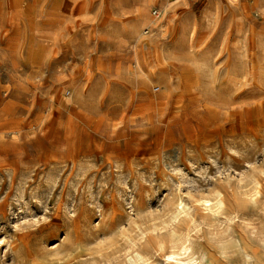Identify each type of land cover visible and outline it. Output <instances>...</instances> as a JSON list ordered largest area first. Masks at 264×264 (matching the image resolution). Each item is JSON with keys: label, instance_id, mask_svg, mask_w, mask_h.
Here are the masks:
<instances>
[{"label": "rangeland", "instance_id": "374dc122", "mask_svg": "<svg viewBox=\"0 0 264 264\" xmlns=\"http://www.w3.org/2000/svg\"><path fill=\"white\" fill-rule=\"evenodd\" d=\"M169 2L0 0V264H264V0Z\"/></svg>", "mask_w": 264, "mask_h": 264}, {"label": "bare ground", "instance_id": "6f19581e", "mask_svg": "<svg viewBox=\"0 0 264 264\" xmlns=\"http://www.w3.org/2000/svg\"><path fill=\"white\" fill-rule=\"evenodd\" d=\"M135 1H136V6H135L134 11L132 13L135 14V16L138 15L139 17H141V19L138 22H136L135 24L131 25V30H132L133 34L138 35V33H140V27L141 28L147 27L148 29H155L158 27L161 28L162 27L161 25L163 23L162 18H160V16H159V18H151L149 15V9L155 6L154 0H135ZM230 1H233V0H230ZM160 2H161V6L159 7L160 14L165 15V13L167 12V9L169 8L170 2H169V0H160ZM18 3H17V5H18ZM15 4H16V2H15ZM168 10H170V9H168ZM208 13H209V11H208ZM203 17H205V16L203 15ZM196 203H197V205H195L193 207L196 208L197 210H202L205 212L206 211L212 212L213 210L222 211V210L226 209V200L222 194H216V196H214L212 199H198L197 201H195V204ZM174 209H175V212L173 214V217L171 215L172 220L170 217V220L173 223L177 224L180 221V217L182 215L185 218L190 217V219H193L192 214H190L191 208L188 207V204L186 203V201L182 195H180L178 197V200L175 203ZM181 222H182V220H181ZM177 226H179V225H177ZM175 234H173V235L175 236ZM172 238L175 239L176 237H172ZM174 242H177V239ZM241 249L243 250V256H244V259L246 260V263L250 264V262H252V259H253V257L251 256V254L248 251V250H250V248L248 250H247V248H241ZM164 257H167V264H173V263L174 264H202V262L204 260V258L200 259L197 257V254L193 249V246L191 244V240L189 237H187L185 242H183L180 246H178V247L174 246L172 251L168 254H165ZM141 259H142L141 256L138 253H135V256L131 259V264H136V262L140 261Z\"/></svg>", "mask_w": 264, "mask_h": 264}, {"label": "crops", "instance_id": "0c3cea01", "mask_svg": "<svg viewBox=\"0 0 264 264\" xmlns=\"http://www.w3.org/2000/svg\"><path fill=\"white\" fill-rule=\"evenodd\" d=\"M135 6H136V4H135ZM134 8H135V7L133 6V8H131V7H127V8H126V7H125V8H123V9H124V10L127 9V11H131L132 9L134 10ZM169 8H171L170 5H169ZM169 8H168V9H169ZM168 9H167V12H166V13L169 12ZM123 12L125 13V11H123ZM121 14H123V13L121 12Z\"/></svg>", "mask_w": 264, "mask_h": 264}, {"label": "built area", "instance_id": "2783aa9c", "mask_svg": "<svg viewBox=\"0 0 264 264\" xmlns=\"http://www.w3.org/2000/svg\"><path fill=\"white\" fill-rule=\"evenodd\" d=\"M153 15H155L156 18H159V13H158V11H154Z\"/></svg>", "mask_w": 264, "mask_h": 264}]
</instances>
